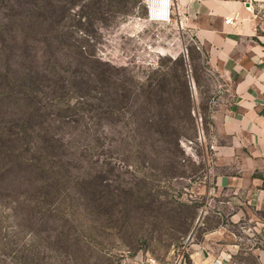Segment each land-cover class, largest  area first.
<instances>
[{
	"label": "rangeland",
	"instance_id": "374dc122",
	"mask_svg": "<svg viewBox=\"0 0 264 264\" xmlns=\"http://www.w3.org/2000/svg\"><path fill=\"white\" fill-rule=\"evenodd\" d=\"M190 18L0 0V264H264V170L215 121L234 84Z\"/></svg>",
	"mask_w": 264,
	"mask_h": 264
},
{
	"label": "crops",
	"instance_id": "0c3cea01",
	"mask_svg": "<svg viewBox=\"0 0 264 264\" xmlns=\"http://www.w3.org/2000/svg\"><path fill=\"white\" fill-rule=\"evenodd\" d=\"M174 1L193 24L202 25L211 45L209 62L234 84L233 101L215 121L218 117L223 131L231 135L233 147L246 146L254 167L264 170V0ZM236 13L235 24L224 22L225 16ZM201 18L210 21L201 23Z\"/></svg>",
	"mask_w": 264,
	"mask_h": 264
},
{
	"label": "trees",
	"instance_id": "16d2710c",
	"mask_svg": "<svg viewBox=\"0 0 264 264\" xmlns=\"http://www.w3.org/2000/svg\"><path fill=\"white\" fill-rule=\"evenodd\" d=\"M180 57L178 56L176 59H179ZM19 85H21L23 88H27V89H32V86L36 83V80H34V76L30 73L26 74L25 76L23 75L22 78L19 79ZM0 96H4V92H1L0 91ZM186 98L188 100V103H190V107H191V103L193 101V99L191 98V95L190 93H187L186 95ZM189 116H190V119L193 121L194 120V116L193 114L191 113V111L189 112ZM204 118V116H203ZM24 119V118H23ZM26 122L23 120L20 122V125H21V128H22V136L27 139L30 135V133L27 131L26 129V126L27 124ZM166 132V130H165ZM181 135H184V136H188L186 135L185 133H179L178 135L176 134V140L178 141L179 138L181 137ZM15 147H12V148H9V149H6L5 152L7 153V155H10V153L12 154L13 150ZM34 162H25V166L28 168V166H33Z\"/></svg>",
	"mask_w": 264,
	"mask_h": 264
},
{
	"label": "built area",
	"instance_id": "2783aa9c",
	"mask_svg": "<svg viewBox=\"0 0 264 264\" xmlns=\"http://www.w3.org/2000/svg\"><path fill=\"white\" fill-rule=\"evenodd\" d=\"M163 1V0H161ZM170 1V0H168ZM146 3H147V7H148V14H149V18L151 20H165V19H160L164 13H165V8H164V4H157L153 9L151 8L150 4L148 3V0H146ZM174 5V1L171 0V4H169V8H171L172 10V6ZM155 9V10H154ZM154 10V11H153ZM154 12V13H153ZM152 15H155L154 19L152 18L153 16ZM169 15V14H168ZM172 15V13H171ZM171 18V17H170ZM239 18V14L236 13L234 15H228V16H225L224 18V22L225 23H228V24H235V22L237 21V19ZM222 261L221 260H218L215 264H221Z\"/></svg>",
	"mask_w": 264,
	"mask_h": 264
},
{
	"label": "bare ground",
	"instance_id": "6f19581e",
	"mask_svg": "<svg viewBox=\"0 0 264 264\" xmlns=\"http://www.w3.org/2000/svg\"><path fill=\"white\" fill-rule=\"evenodd\" d=\"M148 3L150 4V6H151V8L153 9L157 4H164V8H165V13H164V15L160 18V19H165V20H168V19H170V17H171V13H172V10H171V8H169V4H171V0L170 1H168V0H163V1H161V0H148ZM155 10V9H154ZM153 10V11H154ZM154 13V12H153ZM169 14V15H168ZM153 17V19H154V17H155V15H152ZM148 17H149V14H148ZM150 19V18H149Z\"/></svg>",
	"mask_w": 264,
	"mask_h": 264
},
{
	"label": "water",
	"instance_id": "95a60500",
	"mask_svg": "<svg viewBox=\"0 0 264 264\" xmlns=\"http://www.w3.org/2000/svg\"><path fill=\"white\" fill-rule=\"evenodd\" d=\"M190 83H191L192 87L195 86V83H194L193 79L190 80ZM200 217H201V216H200Z\"/></svg>",
	"mask_w": 264,
	"mask_h": 264
}]
</instances>
